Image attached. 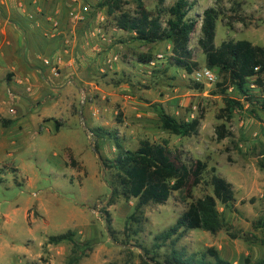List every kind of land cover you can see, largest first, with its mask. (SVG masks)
<instances>
[{"label": "rangeland", "instance_id": "1", "mask_svg": "<svg viewBox=\"0 0 264 264\" xmlns=\"http://www.w3.org/2000/svg\"><path fill=\"white\" fill-rule=\"evenodd\" d=\"M176 1L144 3L156 11ZM189 1L194 4L189 16L198 24L191 37L198 71L208 69L198 46L202 16L208 8L226 12L216 22L217 49L230 42L264 47V0ZM76 4L84 16L78 23L105 46L86 45V58L76 59L74 70H62L66 76L58 85L59 94L41 110L48 114L41 128L26 133L18 142L21 152L0 163V264H68L71 245H47V241L69 230L77 242L92 248L78 264H142L139 244L153 250L156 236L175 225L191 202L213 195V175L235 190L234 203H218L226 228L215 235L187 231L177 247L188 255L213 247L231 264H264V229L260 228L264 220V111L247 102L235 87L223 95L218 87L222 78L216 71H212L213 82L197 81L195 73L189 75L174 66L171 43L144 44L134 34L118 30L114 15L108 14L100 0H77ZM135 8L134 0H124V10ZM141 54L152 56L153 61L141 63ZM60 72L57 68L52 76ZM254 82L251 79L247 85L253 88L250 94L264 101ZM226 96L241 100L257 117L245 111L237 112L229 123L219 119ZM161 111L179 122L202 117L198 134L178 137L165 131ZM38 113L32 116L38 118ZM221 124L231 136L218 140L216 127ZM114 138L132 150L145 139L168 142L189 163L205 162L207 171L192 188V198L183 200L174 192L167 203L147 206L141 223L136 224L130 216L137 200L114 196L110 172L103 163L117 157ZM156 252L162 260L170 249Z\"/></svg>", "mask_w": 264, "mask_h": 264}, {"label": "trees", "instance_id": "2", "mask_svg": "<svg viewBox=\"0 0 264 264\" xmlns=\"http://www.w3.org/2000/svg\"><path fill=\"white\" fill-rule=\"evenodd\" d=\"M163 5L164 0H160ZM136 8L133 12L123 9L124 0H100V5L108 9L109 15H114L118 30L134 34V39L144 44L169 42L172 45V64L192 75L199 69L194 60L191 48V37L197 31V22L189 13L194 4L189 0H177L170 7H159L156 11L149 10L144 0H134ZM203 23L198 39V46L206 56V66L216 71L222 78L218 84L223 95L230 87H235L247 102L257 104L264 111V101L251 93L253 88H247L251 79L264 96V47L253 46L247 42L224 43L219 49L215 47L216 22L226 17L225 10L208 8L203 13ZM141 63H150L152 56L139 55ZM198 89L203 86L197 84ZM225 107L221 110L219 119L225 123L231 122L237 112H249L241 100L224 97ZM161 127L178 137L197 135L202 117L190 122H179L164 111L159 113ZM218 140L231 136L225 124L216 127ZM117 157L114 160H104L106 170L110 172V183L114 187V196L121 195L127 200L136 199L130 220L141 223L144 209L150 205H163L168 202L174 192H179L181 198H192V188L201 182L207 171V164L201 160L189 163L182 154L172 150L168 142L156 143L149 139L140 141L139 148H125L114 138ZM264 169V164H261ZM213 195L199 198L189 205L187 211L178 219L175 225L155 238L153 250L140 245L142 264H231L221 257L215 248H209L203 253L188 255L177 245L187 231L203 230L212 235L226 228L225 219L218 210V203L223 206L235 202V190L231 183L213 175L211 178ZM260 228L264 229V220ZM71 245V255L68 264H78L92 248L88 244H80L75 240L72 230L64 234L49 237L47 245ZM164 247L170 253L158 256L156 250Z\"/></svg>", "mask_w": 264, "mask_h": 264}, {"label": "crops", "instance_id": "3", "mask_svg": "<svg viewBox=\"0 0 264 264\" xmlns=\"http://www.w3.org/2000/svg\"><path fill=\"white\" fill-rule=\"evenodd\" d=\"M76 1L0 0L1 164L21 152L18 142L26 133L41 128L48 116L41 110L59 94L62 70H74L76 59L86 58V45L105 46L70 16L79 10ZM54 68H60L59 76H52Z\"/></svg>", "mask_w": 264, "mask_h": 264}, {"label": "built area", "instance_id": "4", "mask_svg": "<svg viewBox=\"0 0 264 264\" xmlns=\"http://www.w3.org/2000/svg\"><path fill=\"white\" fill-rule=\"evenodd\" d=\"M77 3V1H76ZM80 11H78L77 9H74L70 12V16H72L74 19H76L77 21H83L84 20V16H82V12L79 13ZM45 64H49V61H45ZM57 70V68H54L53 71ZM195 79L197 81H202V80H208V81H214L215 77L214 74L211 70L209 69H205L202 71H197L195 73Z\"/></svg>", "mask_w": 264, "mask_h": 264}, {"label": "water", "instance_id": "5", "mask_svg": "<svg viewBox=\"0 0 264 264\" xmlns=\"http://www.w3.org/2000/svg\"><path fill=\"white\" fill-rule=\"evenodd\" d=\"M98 158L100 159V161L102 162V158L100 155H98ZM142 254L144 255V252L141 250ZM145 256V255H144Z\"/></svg>", "mask_w": 264, "mask_h": 264}]
</instances>
